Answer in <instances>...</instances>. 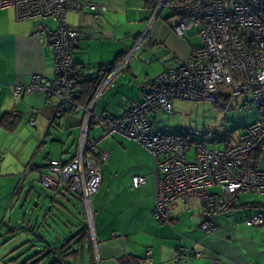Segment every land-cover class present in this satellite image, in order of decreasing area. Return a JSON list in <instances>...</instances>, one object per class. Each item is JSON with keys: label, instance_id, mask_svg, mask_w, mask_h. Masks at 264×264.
<instances>
[{"label": "crops", "instance_id": "0c3cea01", "mask_svg": "<svg viewBox=\"0 0 264 264\" xmlns=\"http://www.w3.org/2000/svg\"><path fill=\"white\" fill-rule=\"evenodd\" d=\"M91 1L106 7L98 22L89 12L70 13L66 18L70 27L82 31L72 49L73 62L80 69L74 78L76 102L80 107L92 106L97 117L118 116L148 91L149 81L168 68L184 64L196 47L183 50L171 43L175 37L167 17L161 18V11L154 18V8L144 0ZM42 25L55 27L50 19L18 21L13 7L0 8V264H176L175 249L193 243L202 258L181 264H264V225L247 224L254 215L264 217V196L240 194L235 208L215 218L217 233L205 234L199 229L202 214L196 198L186 205L178 202L169 210L168 221L158 223L152 216L154 158L119 134L98 144L108 159L101 166V184L91 199V224L86 226L77 199L69 194L49 195L52 203L63 205L67 213L80 211L81 228L57 247L46 243L47 226V236L43 237L42 231H35L39 220L36 211L25 208L29 194H25L24 182L28 179L29 184L38 185L47 161L59 157L65 162L74 157L84 117L75 111L52 121L55 102L48 101L42 92L12 96V85L28 84L33 75L53 78L50 43L48 39L40 42L35 35ZM193 35L189 33L186 40ZM157 49L167 52L168 57L157 56ZM151 54L152 59H147ZM95 80L100 85L92 91L90 83ZM107 80L109 84L104 86ZM32 115L34 124L29 125ZM91 125L88 136L100 139L99 125L94 121ZM46 137L55 141L44 148ZM54 149L57 157L50 156ZM42 152L46 153L41 161L31 164ZM257 155L258 165H264V149L254 157ZM135 174L146 178L137 189L130 181ZM208 192L217 193L219 188L210 187ZM12 204L15 211L2 225ZM43 252L47 258L38 259Z\"/></svg>", "mask_w": 264, "mask_h": 264}, {"label": "built area", "instance_id": "2783aa9c", "mask_svg": "<svg viewBox=\"0 0 264 264\" xmlns=\"http://www.w3.org/2000/svg\"><path fill=\"white\" fill-rule=\"evenodd\" d=\"M144 1L154 8V18L167 9L173 33L184 39L193 33L200 38V46L191 50L184 64L168 68L149 81L148 91L122 114L97 117L92 106L84 108L76 103L73 78L80 70L73 62L72 49L82 31L70 27L66 18L70 13L89 12L98 22L106 7L91 0H0L1 9H15L18 21L50 19L55 25L35 30L40 42L48 39L52 48L53 78L33 75L28 84L12 85V96L42 92L48 101L55 102L52 121L75 111H81L84 117L74 157L65 162L47 161L37 182L53 198L69 194L77 199L91 224V199L101 184V166L108 159V153L99 150L98 144L119 134L154 158L153 218L158 223L167 222L173 206L178 202L186 205L196 198L202 214L199 229L205 234L217 233L215 218L235 208L240 194L264 196V169L253 164L254 154L264 149V0ZM108 84L107 80L104 86ZM245 94H250L257 118L242 129L232 146L223 150L207 149L186 133L155 130L147 120L156 113L171 115L176 100L216 103L221 96L236 100ZM249 105L245 101L243 109ZM92 121L101 129L100 139L88 136ZM28 124H34L33 115ZM191 151L193 158L189 160ZM130 181L137 189L146 178L135 174ZM210 187H218L219 192L209 193ZM247 224L260 227L264 217L254 215ZM194 246L176 248L173 261L181 264L201 259L202 254Z\"/></svg>", "mask_w": 264, "mask_h": 264}, {"label": "rangeland", "instance_id": "374dc122", "mask_svg": "<svg viewBox=\"0 0 264 264\" xmlns=\"http://www.w3.org/2000/svg\"><path fill=\"white\" fill-rule=\"evenodd\" d=\"M162 11L161 18L170 15L167 9ZM160 13L158 15H160ZM149 23H151V21ZM173 36L175 39L171 40V43L173 41L178 49L189 50L191 46L198 47L201 43L200 38L197 35H193L189 41L178 37L175 33ZM157 51H153V53L157 52V56L164 55L166 58L168 57L167 52H164L163 50L161 52L160 49H157ZM146 57L147 56H145V58ZM147 59H152V54ZM245 101H248L250 105L249 108L243 109ZM256 118L257 111L252 102V98L250 94H245L236 100L221 96L216 103L176 100L172 103L171 115L158 113L149 116L147 120L148 123L153 125L155 130L166 128L167 132L171 134L178 132L186 133L190 135V138L194 143H204L207 149L223 150L226 147L232 146L239 137L242 129L254 122ZM50 135L51 133L49 136ZM52 141H55V139L46 137L43 141L44 148L53 145ZM46 152L39 153L35 161L34 159L31 161V164L35 165L41 161L42 154ZM54 153L56 155L55 149L50 156H55ZM55 157L50 158L54 159ZM192 158L193 152L191 155L189 152L188 159L192 160ZM58 159L60 158H55V160ZM258 168L264 169V165L261 166L259 163ZM26 180L24 186H27L28 191L25 194H29V197L25 208L31 207L33 211H36V215L39 216V220H37L38 225L35 227V231H42L40 234L45 237L47 235L45 234L44 226H47L46 231L49 234L47 236L49 239L46 243L50 245V247H57L64 243V241L67 242L71 238V235L74 234V230L81 228L80 211H72V214L67 213V211L63 209L65 208L63 205L53 204L50 196L45 197V193L40 189L37 183L31 185L28 183V179ZM16 199L17 197L15 198V202ZM22 199L23 200L20 203L21 206L24 204V198ZM58 200L59 199H56L55 201ZM13 204L9 208L5 220H2V225H5L8 218L11 216V211H15ZM27 220H29V218ZM40 224H42V230H39L41 227ZM87 225L90 224H88L86 220V226ZM41 258H47V253L43 252L42 255H38V259Z\"/></svg>", "mask_w": 264, "mask_h": 264}, {"label": "trees", "instance_id": "16d2710c", "mask_svg": "<svg viewBox=\"0 0 264 264\" xmlns=\"http://www.w3.org/2000/svg\"><path fill=\"white\" fill-rule=\"evenodd\" d=\"M151 7V6H150ZM114 68H112V70H113ZM80 70V69H79ZM75 78V77H74ZM74 78H73V82H74ZM92 83H90V87H91V89H92V91L94 90V89H98L99 88V81H91ZM74 90H75V88H74ZM76 98V97H75ZM77 101V100H76ZM77 103V102H76ZM257 152H261V150H259V151H257ZM256 152V153H257ZM255 153V154H256ZM255 154H254V156H255ZM260 159H259V157H258V155L256 156V157H253V164H254V166H257L258 165V161H259Z\"/></svg>", "mask_w": 264, "mask_h": 264}, {"label": "water", "instance_id": "95a60500", "mask_svg": "<svg viewBox=\"0 0 264 264\" xmlns=\"http://www.w3.org/2000/svg\"><path fill=\"white\" fill-rule=\"evenodd\" d=\"M45 197H48V195H45Z\"/></svg>", "mask_w": 264, "mask_h": 264}, {"label": "clouds", "instance_id": "9594fccd", "mask_svg": "<svg viewBox=\"0 0 264 264\" xmlns=\"http://www.w3.org/2000/svg\"><path fill=\"white\" fill-rule=\"evenodd\" d=\"M47 195V194H46ZM49 196V195H48Z\"/></svg>", "mask_w": 264, "mask_h": 264}]
</instances>
